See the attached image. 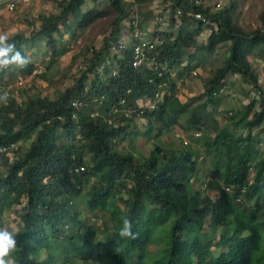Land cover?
Masks as SVG:
<instances>
[{
    "label": "trees",
    "instance_id": "obj_1",
    "mask_svg": "<svg viewBox=\"0 0 264 264\" xmlns=\"http://www.w3.org/2000/svg\"><path fill=\"white\" fill-rule=\"evenodd\" d=\"M86 2L59 0V10L40 16L32 36L16 33L0 45L11 46L0 57V89L15 73L38 69L25 53L29 42L43 39L56 56L64 51L65 33L105 15L93 7L83 11ZM103 3L116 12L112 28L69 87L55 98L36 93L20 100L0 90V212L20 204L10 258L15 264H264V219H258L264 216V87L249 60L256 53L264 63V10L260 25L246 31L230 7L211 12L193 0H164L175 31L153 33L149 38L157 43L149 56L155 62L134 67V23L131 39L119 46L129 3ZM203 27L210 33L198 45ZM220 43L228 45L225 60L199 96L181 101L177 80L198 66L191 63L199 50L212 52ZM16 53L29 60L25 67L3 63ZM232 75L255 94L248 92L242 109L228 111L226 123L209 121L203 110ZM175 125L181 127L175 136L188 131L201 139L202 154L164 143L161 135ZM144 132L156 137L147 156L121 148ZM21 142L29 143L26 149ZM202 172L204 186L196 188ZM126 218L134 239L120 236ZM150 243L159 247L152 256Z\"/></svg>",
    "mask_w": 264,
    "mask_h": 264
},
{
    "label": "rangeland",
    "instance_id": "obj_2",
    "mask_svg": "<svg viewBox=\"0 0 264 264\" xmlns=\"http://www.w3.org/2000/svg\"><path fill=\"white\" fill-rule=\"evenodd\" d=\"M59 0H30L28 4L19 5L14 11H9L6 8L5 0H0V34H8V37L16 33H22L25 36H32L39 29L40 16L56 13L59 10ZM129 3V16L122 20L120 24V39L129 42L131 34L128 27L131 23L142 31L143 38H149L156 31H175L173 26H169V16L165 7L164 0H125ZM198 4H202L209 11L214 12L220 9L230 7L233 21L241 26L244 30L249 31L260 25L259 15L264 10V0H193ZM96 8L97 11H104L105 15L97 18L92 24L83 30L74 29V33H65L61 39V44L64 46V51L56 56H52L43 39L29 42L25 53L32 63L39 65L38 69L32 74L21 75L15 73L9 82L6 83L4 90L9 94L16 96L17 100L23 99L30 94L39 93L43 96L55 98L60 91L69 87L73 81L85 69L93 50H96L103 43L104 37L111 30V22L116 16V12L104 5L103 0H99L96 4L87 0L82 6L83 11L89 8ZM133 18V20H130ZM210 33L208 28L203 27L196 36L198 45L205 44V41ZM159 35V33H158ZM31 44V45H29ZM60 44V45H61ZM48 50V51H47ZM194 49H192L193 51ZM195 51V50H194ZM206 51V50H205ZM200 58L193 60L192 65L198 63V66L190 69L196 74L190 72L182 75L178 80V97L181 101L187 100L188 97L200 95L203 91L204 80L207 79L217 66L222 64L228 54L227 44H217L212 52H203L199 50ZM200 60V61H199ZM253 67L258 73L259 82L264 87V63L260 56L256 53L249 56ZM179 70V69H178ZM45 75L40 76L39 73ZM18 75L24 76V83L17 88L16 78ZM230 86L225 88L221 94L217 95L216 101L203 110V113L208 117L209 121L212 118L219 120L220 123H226L225 114L230 110L243 108L249 101L248 92L251 95L255 94L253 87L243 83L237 75H232L230 78ZM1 92V91H0ZM17 92V93H16ZM5 95L6 93L3 92ZM215 108V110H214ZM202 110V108H201ZM145 120L138 121V127L141 131H145ZM176 126V127H175ZM171 129L165 131L161 138L165 144L177 146H188L194 148L197 153H203V145L201 139L194 140L191 138V132L182 131L184 138L187 139V144L179 141L174 130L181 127L175 125ZM154 134V132H152ZM156 137H150L145 134H134L131 138H126L122 149H133L137 155L147 156L153 147ZM28 142L18 143L19 148L26 149ZM261 147V145H260ZM205 165L209 163V158H204ZM204 165V163H203ZM250 171L249 179H252L254 173ZM208 171V170H207ZM206 171V172H207ZM204 172L201 173L200 181L193 183L194 187L204 186ZM86 191L83 188L82 194ZM264 193V192H263ZM252 203V202H251ZM250 204V203H248ZM20 208V204L1 210L0 212V230H7L13 233L20 227L19 214L16 212ZM263 209V208H262ZM264 210V209H263ZM262 213V210H261ZM258 219L263 220V215H258ZM156 238L155 235H152ZM158 245L151 244L147 249L148 255L152 256L156 252ZM60 251V247L58 248ZM58 250L54 254H60ZM57 256V255H56ZM57 259L55 260V262ZM60 264V263H59Z\"/></svg>",
    "mask_w": 264,
    "mask_h": 264
},
{
    "label": "built area",
    "instance_id": "obj_3",
    "mask_svg": "<svg viewBox=\"0 0 264 264\" xmlns=\"http://www.w3.org/2000/svg\"><path fill=\"white\" fill-rule=\"evenodd\" d=\"M30 0H5L6 3V8L9 11H14L19 5H25L28 4ZM177 15H180V11L178 10ZM194 16L196 18H201V15L198 13H194ZM142 31H140L139 29H135L133 31V37L137 38V42L132 43L131 47H132V52H133V61L132 64L134 67H139L142 64H146L148 66H150L151 64H153L154 61V57H150L149 56V51L154 48L155 44L157 43L156 39L152 40L150 38H143L142 37ZM123 45V41H120L119 46ZM22 75V74H21ZM21 75H18L16 78V83H17V88L22 86L24 83V76L22 77ZM17 93V92H16ZM163 90H160V92L156 93V97H159L160 95H162ZM13 95V94H12ZM14 96V95H13ZM16 98V96H14ZM146 103L148 104L149 108H152L154 106V104L152 102H149V100L146 101ZM75 105V103H73ZM116 110V109H115ZM199 132H194V136H199ZM177 137H180L183 144H187V139H185L182 134L180 133H176ZM83 166L79 167L78 169H76V171L82 170Z\"/></svg>",
    "mask_w": 264,
    "mask_h": 264
},
{
    "label": "clouds",
    "instance_id": "obj_4",
    "mask_svg": "<svg viewBox=\"0 0 264 264\" xmlns=\"http://www.w3.org/2000/svg\"><path fill=\"white\" fill-rule=\"evenodd\" d=\"M8 39V34H0V45H3L5 40ZM11 50V46L8 49L0 47V57H3ZM4 64L16 63L20 67H25L29 60L24 56L16 53L12 56L11 60L3 61ZM121 237L135 238V234L132 232V222L130 219H124L123 228L120 231ZM16 241L13 238L12 233L7 230H0V264H15V261L10 258V253L15 249Z\"/></svg>",
    "mask_w": 264,
    "mask_h": 264
}]
</instances>
